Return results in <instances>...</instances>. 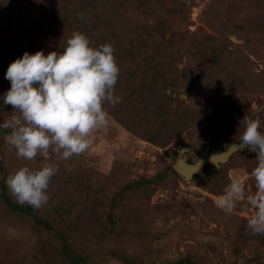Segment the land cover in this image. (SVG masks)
Listing matches in <instances>:
<instances>
[{"label":"rangeland","instance_id":"rangeland-1","mask_svg":"<svg viewBox=\"0 0 264 264\" xmlns=\"http://www.w3.org/2000/svg\"><path fill=\"white\" fill-rule=\"evenodd\" d=\"M31 1L36 7L34 11L49 12L47 15L51 17L66 6L60 0ZM183 1L188 6L187 15L169 10L161 18L155 12L146 16L147 20L158 22L165 34L164 46L170 51L158 70L175 86L159 91V96L162 100L166 94L173 100L170 108L189 110L181 124L179 121V131L160 139L142 135L151 128L144 125L147 120L138 93L114 91L120 102L115 106L105 103L108 122L92 130V143L85 152L60 159L57 153L49 151L46 162L57 171L47 190L56 200L48 195L45 205L77 204L80 209L87 206L86 218L72 226L60 224L58 228H70L67 233L77 250L118 256L106 264H176L184 258L195 264H264V234L247 230V220L254 209L246 197L239 198L231 213L216 204L233 179L241 183L246 194L255 191L250 172L256 153L241 148L225 164L205 167L207 179L183 178L169 161L171 154L186 148L184 160L194 164L207 143L213 148L212 155L222 153L231 144L239 143V133L243 131L240 122L244 117L258 119L259 131L264 133V0ZM10 2L2 6H5L0 12L3 18L9 17ZM166 7L171 8L167 4ZM7 34L1 25L0 38L8 37ZM70 35L66 31V36ZM21 45L33 53L43 50L47 54L61 51L65 41L32 40ZM200 55L212 59L215 66L204 64ZM215 67L218 74L212 75ZM5 71H0V95L10 87ZM148 74L152 72L141 75ZM210 76L213 78L208 81ZM146 84H151V92L157 93L154 83ZM154 100L160 107V102L155 97ZM0 107V120L8 119L13 107L2 102ZM113 109L117 111L114 116ZM135 121L143 123V127L133 128ZM5 130L0 129V149L7 150L12 164L26 161L17 158L5 143ZM35 161L37 166L45 163L39 154L30 162ZM169 168L178 176L168 172ZM80 172L81 184L77 179ZM166 172L169 175L165 180L150 184L157 175ZM69 176L68 183L74 185L64 188ZM127 186L130 191H126ZM114 187L118 193L122 192V199L115 203L121 207L109 210L108 202L100 201L106 191L113 194ZM94 193L101 198L98 202ZM105 228H113L114 235L103 245ZM28 231L27 223L21 224L0 209V264H62L49 247L35 246V237L29 241Z\"/></svg>","mask_w":264,"mask_h":264},{"label":"trees","instance_id":"trees-1","mask_svg":"<svg viewBox=\"0 0 264 264\" xmlns=\"http://www.w3.org/2000/svg\"><path fill=\"white\" fill-rule=\"evenodd\" d=\"M9 1H11L8 11L9 17L5 18L4 16L3 18L0 13V26L3 25L8 33V37L0 38V42H2L0 43V71L6 70L8 65L21 57L24 52L27 51L29 54H33L30 49L21 45L23 42L59 38L66 41L69 38L66 36V31L71 33L73 31L82 32L87 35L93 47L104 43L113 46L115 60L120 69L114 91L115 93H128V91L138 93L139 105L143 106V116L147 120L144 125L151 128L141 134L144 136L150 134L148 138L160 139L164 135L179 131L184 114L189 110L187 108L184 111H179V106L170 108L173 100L166 94L162 96V100L159 96V91L174 89L175 86L174 81L161 76V71L158 70L159 67L164 66L166 56L169 55L170 51L169 48L164 46L165 34L159 28L158 22L147 20L146 16H149L151 12H155L157 17L161 18L165 11L169 10L176 14L187 15L188 6L183 0H60L59 2L63 1L66 6L62 8L61 12L52 17L47 15L49 12L39 14L34 11L36 7H34L31 0H8L7 3L5 0H0V12L5 9V6L4 8L2 6L4 4L8 5ZM166 4L171 8L166 7ZM80 13L83 14L82 18L78 17ZM172 56L174 57L175 54ZM199 58L211 68L215 66L214 61L208 59L206 55H200ZM216 68L212 69V75L218 74ZM145 71L152 72V74L142 77ZM208 74L210 75L209 72ZM212 78V76L208 77V81ZM149 81L154 83L153 86L156 88L157 93L151 92L153 87L151 84H146ZM207 85L214 87V84L207 83ZM153 96L158 100V103L160 102V107L156 106ZM0 109L2 110V107ZM113 110L114 116L117 111ZM179 121H181L180 124ZM139 122H142V119ZM140 126L143 127V123L140 125L135 121V127L133 128H141ZM5 131L8 132V130ZM5 131H1V133L3 134ZM209 154H213L211 146ZM37 165L36 161L35 164L30 161H20L18 165L12 164L7 150L0 149V209H3L9 217L20 220L21 224L27 223L29 241H32L35 237L34 245L41 246L43 249L49 247L48 250H52L62 264H106L114 258L118 259L116 254L106 257L77 250L74 240L67 233L70 228H58L60 224L65 223L67 226H72L75 221L86 218L87 211L85 209L88 210L87 206H84L85 209H80L77 204L57 205L56 203H47V205L43 204L36 209L27 204L22 205L16 202L15 197L5 185L6 177L21 166L36 169L40 167ZM168 172H173L178 176L172 168H169ZM168 172L157 175L150 184H158L165 180L169 175ZM81 175V172L77 175L80 184L83 183ZM70 177H67V181H62H66L63 183L65 184L64 188L74 185V182L68 183ZM125 189L130 191L128 186ZM112 191L113 194L110 191H106L105 195L102 194L103 199L95 193L93 195L97 202L99 199H101L100 202L106 200L109 210H115L121 207L116 206L115 203L122 199V192L118 193L115 187ZM50 192L47 190L50 198L54 197L56 200V196ZM109 193L111 196L108 197ZM48 204H51V206ZM104 230L107 231L105 232L107 236L101 238L103 245L114 235L113 228H105ZM121 260H124V258ZM125 262L128 263V261ZM176 264L195 263L189 258H184Z\"/></svg>","mask_w":264,"mask_h":264},{"label":"clouds","instance_id":"clouds-1","mask_svg":"<svg viewBox=\"0 0 264 264\" xmlns=\"http://www.w3.org/2000/svg\"><path fill=\"white\" fill-rule=\"evenodd\" d=\"M119 71L113 46L93 47L79 31L71 33L61 51H26L8 65L4 77L10 87L0 95V102L11 105L13 112L0 120V129L8 130L4 141L17 158L31 161L39 154L45 161L36 169L21 166L6 177L5 185L17 203L38 209L48 201L49 182L57 171L46 162L50 150L68 159L90 147L92 130L108 122L105 103L120 102L114 95ZM241 124L243 131L234 145L256 153L250 172L255 191L246 194L233 179L216 204L231 213L239 198L246 197L254 209L247 230L264 234V133L258 119L244 117Z\"/></svg>","mask_w":264,"mask_h":264},{"label":"water","instance_id":"water-1","mask_svg":"<svg viewBox=\"0 0 264 264\" xmlns=\"http://www.w3.org/2000/svg\"><path fill=\"white\" fill-rule=\"evenodd\" d=\"M233 42H236L234 38H231ZM241 148L238 146H230L226 151L220 154H209L210 145L206 144L203 152L194 164H189L184 160V155L188 149L183 148L177 150L175 154H171L169 161L173 169L183 178L192 179L195 176L207 179L204 169L207 166L219 167L221 164H225L232 157L234 153L239 151Z\"/></svg>","mask_w":264,"mask_h":264}]
</instances>
